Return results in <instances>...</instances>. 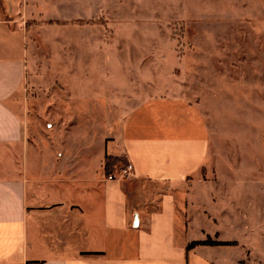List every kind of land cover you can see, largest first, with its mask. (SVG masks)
I'll return each mask as SVG.
<instances>
[{
	"label": "crops",
	"instance_id": "obj_1",
	"mask_svg": "<svg viewBox=\"0 0 264 264\" xmlns=\"http://www.w3.org/2000/svg\"><path fill=\"white\" fill-rule=\"evenodd\" d=\"M27 6L0 0V264H227L239 242L193 218L215 229L238 209L232 181L260 172L264 186V80L247 84L241 116L230 101L152 96L113 129L104 97L101 127L72 104L44 124L28 87ZM105 155L120 158L111 173L131 162L133 175L108 179ZM207 239L230 244L187 248Z\"/></svg>",
	"mask_w": 264,
	"mask_h": 264
},
{
	"label": "rangeland",
	"instance_id": "obj_2",
	"mask_svg": "<svg viewBox=\"0 0 264 264\" xmlns=\"http://www.w3.org/2000/svg\"><path fill=\"white\" fill-rule=\"evenodd\" d=\"M27 2V80L44 124L58 122V111L72 104L81 123L101 127L111 99L114 129L139 102L173 95L223 107L230 101L241 116L242 102L251 108L255 97L247 84L263 85L264 0ZM249 175L240 186L232 181L238 209L219 213L217 228L193 218L206 233L239 242L224 251L227 264H264L262 174Z\"/></svg>",
	"mask_w": 264,
	"mask_h": 264
},
{
	"label": "trees",
	"instance_id": "obj_3",
	"mask_svg": "<svg viewBox=\"0 0 264 264\" xmlns=\"http://www.w3.org/2000/svg\"><path fill=\"white\" fill-rule=\"evenodd\" d=\"M118 161H120V158H117L111 155H105L104 170L107 175L114 170V166ZM196 244L227 245V244H230V242L213 241V240L207 239L204 241L192 242L187 246V248H191Z\"/></svg>",
	"mask_w": 264,
	"mask_h": 264
},
{
	"label": "built area",
	"instance_id": "obj_4",
	"mask_svg": "<svg viewBox=\"0 0 264 264\" xmlns=\"http://www.w3.org/2000/svg\"><path fill=\"white\" fill-rule=\"evenodd\" d=\"M134 168L131 162H126L117 167L115 173H109L107 175L108 179H123L129 178L133 175Z\"/></svg>",
	"mask_w": 264,
	"mask_h": 264
}]
</instances>
